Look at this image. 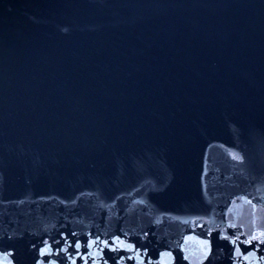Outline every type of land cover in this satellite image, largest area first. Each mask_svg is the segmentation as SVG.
<instances>
[{
  "label": "water",
  "instance_id": "1",
  "mask_svg": "<svg viewBox=\"0 0 264 264\" xmlns=\"http://www.w3.org/2000/svg\"><path fill=\"white\" fill-rule=\"evenodd\" d=\"M0 264H264V0H0Z\"/></svg>",
  "mask_w": 264,
  "mask_h": 264
},
{
  "label": "snow or ice",
  "instance_id": "2",
  "mask_svg": "<svg viewBox=\"0 0 264 264\" xmlns=\"http://www.w3.org/2000/svg\"><path fill=\"white\" fill-rule=\"evenodd\" d=\"M78 246V245H77Z\"/></svg>",
  "mask_w": 264,
  "mask_h": 264
}]
</instances>
